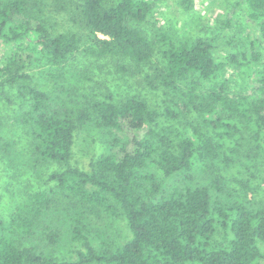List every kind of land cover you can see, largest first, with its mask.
Returning <instances> with one entry per match:
<instances>
[{
    "label": "trees",
    "instance_id": "1",
    "mask_svg": "<svg viewBox=\"0 0 264 264\" xmlns=\"http://www.w3.org/2000/svg\"><path fill=\"white\" fill-rule=\"evenodd\" d=\"M162 1L0 0V101L20 100L0 162L32 181L0 217V264L264 262V0H241L252 30L224 57L218 29L164 26ZM80 56L165 98L99 91ZM78 142L101 147L86 167Z\"/></svg>",
    "mask_w": 264,
    "mask_h": 264
},
{
    "label": "rangeland",
    "instance_id": "2",
    "mask_svg": "<svg viewBox=\"0 0 264 264\" xmlns=\"http://www.w3.org/2000/svg\"><path fill=\"white\" fill-rule=\"evenodd\" d=\"M177 1L178 0H163L160 3L157 9L160 22L164 26H173L178 30L179 34L190 33L201 37H210L214 35V31L218 29L219 32L216 33L219 36L218 43L221 46L219 52L222 57H224L228 50L225 42H227L229 38H233V46H237L239 40L241 41L243 38L244 31L246 33L252 30V25L246 14V6L241 0H193V8L188 11L179 7ZM227 20L231 23L225 27H221L222 23H226ZM211 32L213 33L211 34ZM230 50H232V48ZM97 65H101L102 70H99ZM86 67L92 71L91 74L98 81L99 84L95 87L99 88V91L106 92L105 90L108 89L116 96L138 93L153 107L160 106L165 98L160 88L155 90L151 89L142 82L140 77L129 78L121 77L116 74L112 63L106 61L96 64L89 59L82 58V56L74 61L73 69L86 70ZM229 73H231V71H229ZM230 79L234 81V78ZM34 84L44 89L49 86V84L42 79ZM12 95L16 102V106L10 107L6 103L0 101L1 119L8 118L20 103V100L16 98L14 92ZM78 143H76L74 148L73 162L78 164V166L86 167L90 157L98 154L101 147L96 145L95 147H89V149H87V145ZM83 151H88L87 155L84 154ZM262 170L263 171L258 175L255 182L259 190L258 197L264 200V167ZM41 182V189L51 185H45L44 180ZM30 188H32V181H30L29 174H26L25 171L17 173L6 168L0 162V217L7 218L8 214L12 212L15 202L19 201L20 196L23 195L25 191H29ZM262 264H264V262Z\"/></svg>",
    "mask_w": 264,
    "mask_h": 264
}]
</instances>
